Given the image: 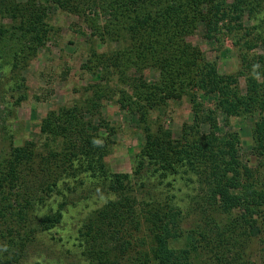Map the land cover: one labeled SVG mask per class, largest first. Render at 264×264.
<instances>
[{
	"label": "trees",
	"instance_id": "obj_1",
	"mask_svg": "<svg viewBox=\"0 0 264 264\" xmlns=\"http://www.w3.org/2000/svg\"><path fill=\"white\" fill-rule=\"evenodd\" d=\"M55 3L83 16L91 30L87 60L105 75L102 79L105 84L110 82L109 78L116 80L119 102L141 117L145 134L144 143L135 154L133 174L124 175L126 185L118 193L123 196L121 200L107 198L103 208L78 227L77 236L70 235V240L78 242L75 247L81 255L87 256L92 264H122L126 250L134 247L135 257L129 264H256V256L264 259V89L253 95L242 94L234 76L220 73L215 63L186 41L199 25H204L208 33L214 32V27L234 14H243L245 10L253 13L262 8L264 0H56ZM89 7L93 8V16L85 17ZM28 12L27 4L0 0V18L12 20L11 25L0 29V79L15 77L13 88L17 91L23 87V78L19 76L25 63L46 46L50 33L43 11ZM258 24L257 21L261 27ZM255 28L247 27L244 31L250 36ZM107 39L118 43L119 49L115 58L105 63L98 56V45ZM258 39L264 44L263 36ZM129 70H134L135 75ZM146 70H156V77L149 81L144 74ZM103 82L92 85L93 97H88L87 102L94 104L101 100L107 90ZM2 85L7 88L6 83ZM189 87L194 92H189ZM184 92L191 102H198L203 112L199 122L184 124L180 139L174 140L159 118L150 120V114L164 101H181ZM198 93L214 98V107L204 109ZM78 112L76 109L64 116L48 115L42 120L39 134L45 137L46 151L41 164L25 167L26 154L33 159V141H25L22 150L11 149L1 161L0 198L20 189L21 193L15 196L22 202H17L16 207L0 204V218L20 222L14 229L16 236L14 232L0 234V264L21 262L27 246L37 242L39 234L50 232L51 236L52 230L63 222L67 200L59 202L57 208L49 207L40 218L35 214L39 204L44 205L57 195L67 199L63 190L70 194L76 191L78 187H72V183L79 180L81 192L90 188L91 182L94 187L100 186L101 192L111 191V170L106 158L112 142L106 133L111 135L113 128L104 119L98 127L92 126ZM220 113L227 121L232 117L251 118L254 137L251 154L263 163L254 162L253 156L244 160L237 132L224 136L216 133ZM202 125H208V131ZM29 174L41 176L35 183L40 188L39 194L31 186H25L35 181ZM136 187L148 189L142 204L148 215L150 242L143 238L132 244L125 239L127 229L123 225L129 221V213L125 211L128 198L124 195ZM201 188L205 192L200 195L196 191L193 195L194 189L201 191ZM192 215L199 216L201 223L193 222L185 229L183 223ZM250 216L258 219L257 237H252ZM146 245L149 247L145 250Z\"/></svg>",
	"mask_w": 264,
	"mask_h": 264
},
{
	"label": "rangeland",
	"instance_id": "obj_2",
	"mask_svg": "<svg viewBox=\"0 0 264 264\" xmlns=\"http://www.w3.org/2000/svg\"><path fill=\"white\" fill-rule=\"evenodd\" d=\"M15 1L20 5L27 4V10L31 13L43 11L50 26V33L46 46L38 51L36 57L30 58L25 65L23 64L24 68L19 76L23 78V87L20 91L13 88L15 77L0 79V163L9 156L11 149L13 151L22 150L25 141H33L35 149L33 159H29V154H26L25 167L41 164L42 154H45L46 149L43 145L45 137H40L39 133L42 120L48 115L64 116L78 109L79 117L90 122L92 126L98 127L101 119H104L113 128L111 135L106 133L112 142L111 153L106 158L111 170V191L101 192L100 186L94 187V183L91 182L90 188L87 190L83 188L84 191L81 192L82 183L79 180L72 183V187H78L76 191L70 194L63 190L64 194L68 195L67 199L57 195L48 203L36 206L35 214L40 218L48 212L49 207L57 208L59 202L64 200L68 203L65 206V218L56 230H52V235H48L50 232L39 234L40 239L29 244L25 257L15 264H92V261L88 260L87 256H82L80 250L75 247L78 242L70 240L69 237L70 235L77 236L78 227L93 212L102 209L107 198L121 200L123 197L118 193L126 185L124 175L133 174L135 154L144 143L145 134L140 125L141 117L119 102V88L116 80L109 78L110 82L105 84L102 79L106 77L101 70L91 67L92 64L87 60L91 47L88 42L91 30L85 24L83 16L80 17V15L60 8L55 3L56 0ZM232 1L229 0V2ZM92 10L93 8L89 7L85 12V17H92ZM262 19L264 20V5L253 13L245 10L243 14H234L214 27V32L208 33L204 25H199L198 29L186 38V41L198 47L209 62L216 64L220 73L234 76L237 79V89L242 94L253 95L260 89H264V44L258 39L259 36L264 37ZM257 21L263 29L257 26ZM11 24L12 20L9 17L0 18L1 30ZM240 24L243 25L242 29L238 28ZM252 26L256 28L250 36H247L244 29ZM251 43L257 44L251 47ZM118 49V43L107 39L98 45V56L106 63L115 58ZM129 72L132 76L135 75L134 70H129ZM144 74L151 81L156 77L157 72L146 70ZM254 79L255 82H253ZM102 82L107 89L104 91L105 95L99 102L90 104L87 101L88 97H93L92 85ZM3 83L7 84V88L3 87ZM188 91L194 92L191 87ZM186 93H182L184 97L181 101H164L150 114V120L154 121L159 118L165 129L171 131L174 140L180 139L184 124L199 122V117L203 112L198 102H191ZM198 100L203 103L204 109L214 107V98L199 94ZM94 105L96 106L91 109L90 107ZM252 127L251 118L232 117L227 121L226 116L220 113L215 131L220 136H224L227 132H237L244 160L253 156L255 158L253 161L259 164V162L263 163L262 159L256 160V157L251 154L254 144ZM203 128L206 131L209 129L208 125H202ZM98 133L102 134L101 129ZM29 176L35 181L25 186H31L30 188L39 194L40 188L35 183H37L36 180L38 182L41 180V176L34 177L30 174ZM135 189L124 195L128 198L125 202L127 208H122L129 213L127 215L129 221L123 226L127 229L125 239L131 240L132 244L143 238L150 242L147 237L146 218L148 215L142 204L147 197L148 189L141 187ZM188 191L192 192L190 189ZM196 191L200 192V195L205 192L202 188L201 191L194 189L193 195ZM16 193H21L20 189H15L13 193H5L0 198L1 206L14 205L16 207L17 202H22L20 199L17 201ZM132 208L135 211L134 217ZM29 220V224L32 223ZM193 222L201 223L199 216L186 217L183 227L187 229ZM19 223L11 218L1 217L0 234H11ZM138 225L139 228H137ZM249 228L252 237L260 234L256 216L249 217ZM60 237H63L62 240ZM120 242L123 243L121 239ZM148 247L149 245H146L145 250ZM133 249L134 247H131L126 250L122 264H129L130 259L135 257ZM137 249L139 248L135 247V250ZM255 259L256 264H264L262 257L256 256Z\"/></svg>",
	"mask_w": 264,
	"mask_h": 264
}]
</instances>
